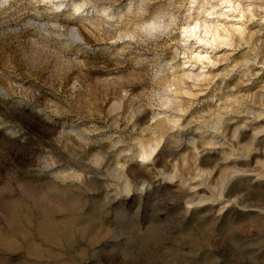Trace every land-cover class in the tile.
Masks as SVG:
<instances>
[{"label":"rangeland","instance_id":"obj_1","mask_svg":"<svg viewBox=\"0 0 264 264\" xmlns=\"http://www.w3.org/2000/svg\"><path fill=\"white\" fill-rule=\"evenodd\" d=\"M0 264H264V0H0Z\"/></svg>","mask_w":264,"mask_h":264},{"label":"bare ground","instance_id":"obj_2","mask_svg":"<svg viewBox=\"0 0 264 264\" xmlns=\"http://www.w3.org/2000/svg\"><path fill=\"white\" fill-rule=\"evenodd\" d=\"M221 38L224 39V36H222Z\"/></svg>","mask_w":264,"mask_h":264}]
</instances>
